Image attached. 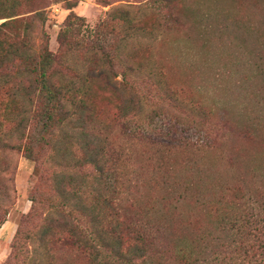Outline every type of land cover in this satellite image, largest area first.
Returning <instances> with one entry per match:
<instances>
[{
	"label": "rangeland",
	"instance_id": "obj_1",
	"mask_svg": "<svg viewBox=\"0 0 264 264\" xmlns=\"http://www.w3.org/2000/svg\"><path fill=\"white\" fill-rule=\"evenodd\" d=\"M0 17V73L19 67L8 51L33 58L46 44L123 104L96 84L93 117L81 86L52 140L33 139L34 163L17 123L36 100L25 79L0 76V264H261L264 228L245 219L264 211V0H0ZM126 17L146 27L129 57L166 93L144 79L137 113L90 50L111 56Z\"/></svg>",
	"mask_w": 264,
	"mask_h": 264
},
{
	"label": "trees",
	"instance_id": "obj_2",
	"mask_svg": "<svg viewBox=\"0 0 264 264\" xmlns=\"http://www.w3.org/2000/svg\"><path fill=\"white\" fill-rule=\"evenodd\" d=\"M73 7V4H69L66 9L70 11ZM122 14L128 15L127 12H123ZM123 15H121V17H123ZM222 17L228 18L229 16L224 15L223 13ZM1 18L3 17H0V19ZM73 18L76 17L70 13L68 16V23L64 26V31H62L61 35L64 40L70 28L74 27V25L71 24V20ZM110 18L113 20L114 14H112ZM7 22L8 21L0 24V37L3 35L1 30L7 26ZM123 22L126 23L125 28H122L121 30V32L125 34L123 39L124 43L117 45L113 49L111 56H107L103 53L105 52L104 48L98 50L93 44L90 50L95 49L93 52L95 58H101L102 63L109 65L112 74L114 76H119L120 86L123 89H126L131 93L134 92L135 95V92H138L137 85H140V82L144 81V79H148L153 82L157 93H160V97L165 95L166 93H164L163 87L159 82V77L155 76L156 74L154 69L150 67V65L147 66L140 61H135L133 56L131 58L129 57L130 52L134 53L139 51V47L144 44L143 39L145 38V35L140 30L144 31L143 28L146 27L137 23V19L135 20L133 18L129 20L126 17ZM224 29L226 30L227 27ZM59 40V44H63L61 42V37ZM80 42H82V40H80ZM89 43L91 42L89 41ZM126 47L128 48L127 53L124 52ZM40 49L39 54L33 58L27 55L24 50H19L18 48L8 51L9 55L15 56L16 63L19 67L14 68L11 72L1 71L0 73V76L6 77L2 84H7L10 87V76L17 74L18 78L25 79L27 82V97L35 98L36 100L33 113L31 115L29 114L27 117L20 115L17 123V127L21 129L17 136L20 140L24 139L23 145L21 147L19 145L18 148L22 149L26 159L34 163L38 161V154H36L33 150V139L35 140L34 143H48L49 140H52L54 137L53 131L58 129V127L70 114L69 110L64 107V104H67L68 106L73 105L74 101L72 100V97L81 94V86L84 90L82 92L83 98L81 99L82 104L80 107L89 112L92 116L93 111L88 104V96L92 86L96 84H100L101 88L103 87L104 89H107L109 91V95L118 100V103L115 106L117 109L118 107L121 108L123 105L122 98L119 96L120 94L118 95L115 90L110 88L102 76L88 77L86 72H82L81 70L74 68L73 64L68 62L66 64L67 67L64 65L62 67V57L68 56L67 53H61L55 56L48 51L46 44H43ZM127 58L134 61H130ZM116 62L120 65L117 72L113 69V63ZM78 82H80V84H76ZM140 97L141 95L138 94L135 95L134 100H130L132 103V106H130L131 112L133 111L134 113H137L138 111L140 112V109H142L141 102L144 103V99L143 97ZM170 101L174 105L177 104L173 99H170ZM202 118L204 119L205 116ZM28 122L30 123L31 129L27 130ZM250 208V213L248 214L247 219H245V225L253 226L255 229L258 223H261L264 228V211H256V208L251 206ZM4 215L5 213H3L0 218L4 217ZM242 222L244 221L239 220L238 218L232 221L234 226L236 225L238 231H241L243 228ZM143 224L148 225L146 222ZM237 233L242 234L243 232ZM261 236H264V233H262ZM69 246L75 247L73 244H69ZM258 247L262 248L264 252V238L260 240ZM75 249L78 248L75 247ZM258 262L264 264V257L261 256Z\"/></svg>",
	"mask_w": 264,
	"mask_h": 264
}]
</instances>
